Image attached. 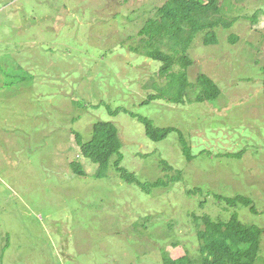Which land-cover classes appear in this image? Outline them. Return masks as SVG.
Wrapping results in <instances>:
<instances>
[{"label": "rangeland", "instance_id": "1", "mask_svg": "<svg viewBox=\"0 0 264 264\" xmlns=\"http://www.w3.org/2000/svg\"><path fill=\"white\" fill-rule=\"evenodd\" d=\"M179 10L176 0H0V264H162V253L201 264L197 218L236 214L264 229V1L221 0L231 26L216 29L215 45L194 38L180 105L177 78L158 76L138 36ZM199 74L219 98L196 101ZM139 117L176 128L192 158L176 132L147 138ZM97 122L116 126L120 166L140 183L165 176L161 161L180 181L146 193L120 178L114 157L97 176L75 136L87 143ZM237 195L256 213L216 200ZM253 264H264V232Z\"/></svg>", "mask_w": 264, "mask_h": 264}, {"label": "trees", "instance_id": "2", "mask_svg": "<svg viewBox=\"0 0 264 264\" xmlns=\"http://www.w3.org/2000/svg\"><path fill=\"white\" fill-rule=\"evenodd\" d=\"M176 1L180 4V10L178 17L173 22L165 25L157 17L149 19L138 32V36L141 37L140 43L143 45L145 57L161 63L158 76L177 78L178 85L170 100L180 105L184 103L188 87L193 86L188 83L185 71L192 65L187 52L194 38L202 33L204 45H215L218 42L216 29L220 26L229 27L231 23L224 22L221 17V0ZM169 43L170 46L179 48V50L175 49L174 54H168V52L160 49L161 45H168ZM136 50L137 47L131 48V51ZM176 65L180 66V70L178 73H173L172 71ZM262 72L264 74V67ZM195 85L199 88L196 97V101L199 103L214 101L220 96L219 87L205 74L197 76ZM164 96V94L149 96L143 104H148L156 97ZM139 120L145 127L146 137L154 142L162 141L170 133L176 132L182 153L187 160L192 158L183 134L176 128H155L148 119L139 117ZM75 136L80 147L81 156L98 165L97 176H100L110 167L109 159L114 157L113 165L120 178L129 184H137L146 193H150L154 188H167L180 181V172L174 171L173 167L166 161L160 162V168L165 176L153 183H140L134 174L122 168L120 165L123 157L120 153L121 144L118 130L112 122L95 123L92 127L91 139L87 143L82 144L79 134L75 133ZM241 155L239 154L237 157L240 158ZM70 167L77 176L85 175L81 164L72 162ZM172 171L175 172V176L170 175ZM216 200L223 201L232 207L242 205L248 207L252 213H256L252 200L248 197L241 195L233 198L216 196ZM197 222H199V230L196 232V238L199 243L198 251L201 264H253L255 262L264 229L257 226L243 225L236 214H232L227 222L214 221L208 215L197 218ZM162 264L193 263L187 255L172 259L166 253H162Z\"/></svg>", "mask_w": 264, "mask_h": 264}]
</instances>
